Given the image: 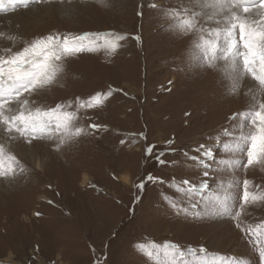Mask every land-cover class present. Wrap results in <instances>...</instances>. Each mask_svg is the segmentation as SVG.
Instances as JSON below:
<instances>
[{"label":"rangeland","instance_id":"1","mask_svg":"<svg viewBox=\"0 0 264 264\" xmlns=\"http://www.w3.org/2000/svg\"><path fill=\"white\" fill-rule=\"evenodd\" d=\"M210 4L3 0L0 57L49 35L90 34L95 44L92 51L53 61L62 71L29 97L30 107L64 105L75 113L71 127L83 129L79 136L61 144L56 133L28 143L0 126V264H264V199L242 200L245 180L250 193L264 196V159L244 166L246 155L224 147L239 134L238 122L246 124L230 117L258 109L264 94L250 74L233 90L227 61L207 64L197 45L214 22L199 18L214 11ZM194 16L195 29L180 27ZM116 35L124 39L112 52L103 38ZM96 95L100 104L80 107ZM201 144L215 151L207 178L184 156L195 155ZM158 153L169 163H159ZM236 159L242 163H227ZM84 175L92 180L86 186ZM148 175L163 182H149ZM185 179L197 186L208 179L210 187L189 192L180 184ZM221 183L235 198L239 217L197 218L210 198L225 194Z\"/></svg>","mask_w":264,"mask_h":264},{"label":"snow or ice","instance_id":"2","mask_svg":"<svg viewBox=\"0 0 264 264\" xmlns=\"http://www.w3.org/2000/svg\"><path fill=\"white\" fill-rule=\"evenodd\" d=\"M12 2L15 4L16 0ZM21 2L26 4L27 0H21ZM98 2L104 4L106 0H98ZM2 3L3 0H0V4ZM210 6L214 11L211 14L205 12L203 17L199 18L207 17L214 22L209 25L210 30L206 32L208 38H203L201 35L202 43L197 45L204 53L207 64L215 67L213 62L217 59L227 61L233 90L239 85L243 75L250 74L251 78L258 82L259 93L264 94V0H211ZM254 10L255 15H249ZM180 27L185 30L195 29L197 17L182 21ZM203 31L201 27V32ZM103 39V46L114 52L119 47L118 41L124 37L116 35L114 39L109 37ZM85 41L89 45L87 48ZM94 44L95 41L90 34L79 37L49 35L35 40L30 46L11 57H0V126L3 131L8 134H18L28 143H31L33 139H53L56 133L60 134L61 144L71 140L73 136H79L83 129L76 128L73 131L71 127L75 113L64 111V105H57L47 110L38 106L30 107L29 97L52 83L56 75L62 71V66L54 64L53 61H60L62 58L78 55L84 51H92ZM218 51L219 56H217ZM198 60H200L198 55L193 57L194 62ZM100 103L101 97L96 95L89 98L86 105L81 103L80 107H93ZM14 104L16 108L12 107ZM230 119L243 121L246 124L238 122L236 128L239 134L234 136L231 144H225L224 147L237 157L246 155L247 162L244 166L259 163L261 159H264V102L259 103L258 109L253 107L250 111L234 114ZM247 126H250L249 130L244 131ZM90 127L98 129L100 126L92 124ZM225 132L231 135L227 129ZM12 138L15 139L16 136L13 135ZM153 147H148V155H152ZM3 151V146H0V175L5 174ZM193 151L195 155L185 152L184 156L202 169L203 177H209L213 167L212 161L215 159L214 149L201 144ZM162 155L163 153L157 154L158 162L169 163L162 158ZM8 159L19 163L14 156ZM227 163L235 167L236 164L242 163V160L236 159ZM8 167L11 170L12 166ZM146 179L149 182H163L161 178L152 175H148ZM180 184L189 192L197 187L199 189L210 187L208 179H202L198 186L187 179L182 180ZM218 186L225 188L223 183ZM248 186L249 182L245 180L242 196L244 203L264 199V196L250 193ZM138 188L142 190L144 184L140 183ZM234 199L225 188L223 196L210 198L204 205L203 211L196 212L194 215L201 219L213 215L238 218L239 213L234 211ZM173 207L178 206L173 204ZM195 207L193 205V208ZM236 226L240 227L239 224ZM261 227L264 229V226ZM251 231L253 235H257V230ZM199 251L203 252L204 249ZM259 257L264 261V241H261L259 245Z\"/></svg>","mask_w":264,"mask_h":264},{"label":"bare ground","instance_id":"3","mask_svg":"<svg viewBox=\"0 0 264 264\" xmlns=\"http://www.w3.org/2000/svg\"><path fill=\"white\" fill-rule=\"evenodd\" d=\"M38 168H39V170L41 169V166H38ZM83 183H82V185L83 186H86L87 184H88V182L91 180L87 175H84L83 176ZM129 180V178L126 180V181H128ZM92 181V180H91ZM123 181V180H122ZM43 198H45V199H47L48 200V198H46L45 196L43 197ZM46 200V201H47ZM8 260V259H7Z\"/></svg>","mask_w":264,"mask_h":264}]
</instances>
